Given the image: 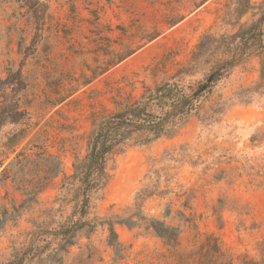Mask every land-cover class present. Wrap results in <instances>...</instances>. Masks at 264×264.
<instances>
[{"label": "rangeland", "instance_id": "374dc122", "mask_svg": "<svg viewBox=\"0 0 264 264\" xmlns=\"http://www.w3.org/2000/svg\"><path fill=\"white\" fill-rule=\"evenodd\" d=\"M229 2L0 0V77L25 60L29 111L37 123L11 153L4 144L9 132L20 126L7 124L0 130V222L25 199L23 187L50 177L32 209L0 224V264L10 257L14 244L25 240L32 218L59 206L63 179L73 173L77 156L87 153L93 114L113 112L172 76L191 61L204 35L236 31L238 27L224 22ZM253 18L257 17L248 13L241 22ZM203 78L202 70L186 81L196 87ZM260 82L259 57L244 58L201 97V112L212 119L193 116L177 135L117 155L109 164L111 180L102 195L94 196L89 218L99 223L102 217L132 214L137 224H115L113 243L107 224L83 229L63 253V264L260 260L264 241V84L257 87ZM221 98H228L230 105L223 114L207 110ZM36 132L34 145L26 146ZM24 147L30 159L27 168L13 166L3 173ZM58 159L61 172L50 176ZM71 211L72 204L64 216ZM140 213L178 228L179 244H167L148 228V220L139 219ZM208 235L217 242L208 241ZM216 243L224 255L217 252Z\"/></svg>", "mask_w": 264, "mask_h": 264}, {"label": "trees", "instance_id": "16d2710c", "mask_svg": "<svg viewBox=\"0 0 264 264\" xmlns=\"http://www.w3.org/2000/svg\"><path fill=\"white\" fill-rule=\"evenodd\" d=\"M248 13L257 18L242 23V18ZM224 22L238 28L232 33L219 36L204 35L191 61L172 76L148 88L139 99L125 103L113 112L93 114L92 130L87 136V153L77 156L73 173L63 179L61 193L57 198L59 206L47 208L41 215L32 218V229L25 233V240L19 245L14 244L10 257L1 264H63V253L76 243V238L83 229H94L98 224H107L110 242L113 243L117 238L115 224L125 223L131 227L137 224L132 214L102 217L99 223L96 219L89 218L94 196L102 195L111 180L110 162L130 147L150 145L163 137L177 135L193 116H199L203 121L212 119L214 116L201 112L204 108L201 97L210 92L216 82L229 74L244 58L259 57L261 82L257 87L264 84V1L256 4L252 0H230L226 5ZM20 52L23 53L21 48ZM124 58L125 55L118 61ZM24 61L16 70L8 68L6 77H0V130L7 124L20 126L7 136L4 145L8 153L16 151L37 126L29 111L31 102L26 93L28 82L23 71ZM202 70L203 81L196 87L187 83V76ZM104 71L106 69L102 70ZM92 79L93 76L87 83ZM242 92L244 90L239 94ZM229 106V99L221 98V101L207 110L223 114ZM37 136L38 132L34 133L26 146L34 145ZM29 163V155L24 147L8 163L3 173H7L13 166L24 171ZM60 172L61 161L58 159L56 167L50 170V176H57ZM35 175L37 176V171ZM49 178L44 177L32 187H23L21 191L26 196L25 199L20 206L14 207L10 216L1 220V226L32 209L38 203L39 194L48 187ZM70 204L72 211L64 216L66 207ZM138 217L148 220V228H153L167 244H179L178 228L155 218H147L141 213ZM212 239L216 238L208 235L207 240ZM261 249V259L251 260V264H264V241ZM216 250L220 255L225 254L218 244Z\"/></svg>", "mask_w": 264, "mask_h": 264}, {"label": "crops", "instance_id": "0c3cea01", "mask_svg": "<svg viewBox=\"0 0 264 264\" xmlns=\"http://www.w3.org/2000/svg\"><path fill=\"white\" fill-rule=\"evenodd\" d=\"M260 190H262V191H263V187H262L261 189H259V191H258V192H260Z\"/></svg>", "mask_w": 264, "mask_h": 264}]
</instances>
